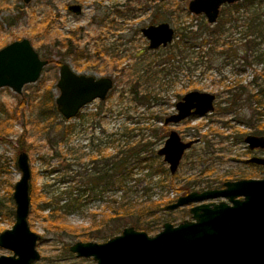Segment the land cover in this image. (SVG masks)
Instances as JSON below:
<instances>
[{"label": "rangeland", "instance_id": "374dc122", "mask_svg": "<svg viewBox=\"0 0 264 264\" xmlns=\"http://www.w3.org/2000/svg\"><path fill=\"white\" fill-rule=\"evenodd\" d=\"M166 1L169 7L163 8ZM189 1L30 0L25 4L23 0H0V49L13 41L27 39L39 58L48 62L39 79L24 86L20 94L8 88L0 89V135L6 137L0 140V164L6 160L10 169L9 173L0 176V196H6L10 189L12 199L13 186L20 178L12 157L17 158L21 153L17 151L16 140L24 132V147L31 149L26 152L31 171L29 186L33 182L39 192L41 190L49 198L60 195L65 187L76 188L80 181L87 180L80 169L90 164V159L98 154L88 139L91 135L95 141L96 138L103 140L104 145L100 149L106 156L113 152L106 136L118 139L122 125L146 128L152 124L160 127L161 120L164 122L174 113L175 104L188 91L216 95L213 114L166 126L168 133L175 131L183 142L195 141L184 152L176 173L170 175L168 166L160 158L168 178L158 187L156 183L159 179L161 181V177L142 179L138 173L128 183L130 192L125 201L131 200L133 209L160 203L162 210L150 207L148 211L154 210L152 213L143 211L142 216L138 215L139 212H131L123 220L108 221L107 215L119 211L122 196L121 190L109 188L100 200L86 202L85 206L64 216L57 224L58 229H53L42 218L48 211L34 212L29 206L28 226L40 236L36 244L40 259L34 264H93L91 258H76L69 252V247L78 242L103 243L120 235L127 227L154 236L162 230L164 223L176 226L191 220L189 209L192 205L174 211L165 210L177 198L191 192L217 189L222 183L232 180L264 179V166L249 162L253 157L264 158V148L252 153L244 143L250 135L264 138L257 123L258 118L260 122L264 121V31L259 35L260 39L246 38L249 19H259L264 23V4H256L255 1L252 6L249 1L242 2L239 14L234 13L239 21L236 27L227 24L219 48L211 50L201 44L207 33L198 27L201 19L187 11ZM72 4L81 6L79 15L67 10V6ZM248 4L250 7L246 8ZM225 17L223 13L219 25L225 22ZM49 22L50 28L45 33L44 28ZM160 22H167L175 35L189 26L190 37L193 32L197 33L195 44L198 48L178 55L174 48L178 38H175L166 48L148 50L140 29ZM212 28L215 27L209 26L208 29ZM67 37L74 38L72 43L77 47L73 56L65 54L66 49L61 43ZM226 44L232 46L229 55L223 52L228 49ZM259 54L258 61L255 57ZM62 64H68L77 74L113 79L114 87L106 99L94 101L80 112L87 115L100 110V119L95 118L97 126L88 120L80 127L81 120L76 117L66 122L57 110V114L50 115L48 105H40L44 96L51 95L55 106L54 100L59 95L56 83ZM131 89L151 99L150 103L136 107L130 97ZM155 116L161 120H154ZM127 117L132 120H127ZM64 124H74L83 129L68 136L65 145L58 143L57 135ZM168 133L154 145L156 152L163 146ZM115 143L117 145L118 142ZM51 147L72 149L66 158L73 165V174L78 171L82 175L72 180L73 174L69 172L68 186L57 183L61 178L59 174H47L57 165ZM148 187L150 190L145 194ZM220 201L224 200H214L215 203ZM4 211L0 214V233L10 229L14 223V216L9 219ZM103 220L105 225L100 226ZM155 221L156 225H152ZM96 227L100 229L96 230ZM150 227L152 230H146ZM90 231L98 239L87 240L91 237ZM103 236L104 239L99 238ZM2 255L11 253L0 248Z\"/></svg>", "mask_w": 264, "mask_h": 264}, {"label": "water", "instance_id": "95a60500", "mask_svg": "<svg viewBox=\"0 0 264 264\" xmlns=\"http://www.w3.org/2000/svg\"><path fill=\"white\" fill-rule=\"evenodd\" d=\"M237 1L240 0H191L187 9L195 15L204 13L208 22L213 23L222 4ZM23 2L28 4L30 0ZM68 9L80 13L78 5ZM141 33L149 50L166 47L174 37L173 29L165 22L143 28ZM47 64L27 39L7 44L0 49V89L20 94L24 86L39 79ZM56 87V110L70 121L88 104L104 101L113 81L109 77L77 74L68 64H62ZM213 100L209 93L189 92L176 104L177 113L166 117L164 124H178L191 114L204 115L213 109ZM194 142H183L175 131L169 132L156 154L168 166L170 175L176 173L184 152ZM245 143L250 149L264 148L263 137L248 136ZM249 162L264 166V158L253 157ZM16 167L20 178L12 193L14 223L0 233V248L11 255L0 256V264H34L40 259L36 250L40 236L27 223L31 171L25 152L17 155ZM217 199L224 201L214 203ZM190 205V221L176 226L164 223L154 236L127 227L103 243H75L69 252L76 258H91L93 264H264V179L225 182L220 190L191 192L177 198L165 210Z\"/></svg>", "mask_w": 264, "mask_h": 264}, {"label": "trees", "instance_id": "16d2710c", "mask_svg": "<svg viewBox=\"0 0 264 264\" xmlns=\"http://www.w3.org/2000/svg\"><path fill=\"white\" fill-rule=\"evenodd\" d=\"M253 6V3H251ZM259 4V2L257 3ZM50 22L47 24L44 28L45 33H48ZM188 28V27H186ZM186 28L178 31L176 33V37L178 38V41L175 44V49L179 55V38L182 40H188L190 38V35L192 32H186ZM247 32H246V38L247 37H255L259 38V35L263 33L264 31V24L261 22H258L255 19H249L248 23L246 24ZM190 33V34H189ZM191 39V38H190ZM74 41V38L67 37V39H64L61 43L65 47V54L68 56H73V54H76L77 47L74 46L72 43ZM75 52V53H74ZM80 55H77L78 57ZM256 60H260V54L257 55ZM58 63V62H57ZM56 63V64H57ZM130 97L135 102L136 107L143 105L144 103H150L151 99H148L145 95H140L138 91L131 89L130 90ZM53 97L51 95H46L43 97V100L40 101V105H48V111L50 112V115H55L56 108L53 104ZM123 99V98H122ZM101 114L100 110H96L95 113H90L87 115L78 114L76 116L77 119L81 120L79 125L80 127H83L85 123H88V120L91 121V124L94 123V125H98V122L95 121V118H99V115ZM158 120L159 118L157 116L154 117V120ZM127 120L131 121L132 119L127 117ZM141 119H138L140 121ZM161 120V119H159ZM128 121V122H129ZM261 120L258 118L257 123L258 127L262 128L263 134H264V121L260 122ZM67 122V121H66ZM127 122V123H128ZM161 120V126L160 127H154V125L150 124L148 127H139L133 125L132 127H128L127 125H122L120 127V131L118 133V139H114V137L106 136L107 140H110V145L113 150L111 154H108L104 156V168L103 172L100 170H95L94 173L92 171L87 170L88 176H85L87 179L85 182L80 181L77 184L76 188H69L65 187L62 192H60L58 196H51L49 198H46L45 195L41 193V190H39L35 187L34 183H30L29 186V199H30V206L33 207L34 212H44L48 211L46 215H43L42 218L45 219V221L53 228L58 229L57 225L58 223H61L64 216L71 214L78 209H80L82 206H85L86 202L90 200L98 199L100 200L102 196L107 192L109 188H112L118 191H122L121 196V205L119 211H115L112 215H107L106 218H108V221L117 220L118 218L120 220H123L124 216L129 215L131 212H139V214H142L143 211H146V213H152L154 210H150L148 208H155V209H161L160 203H152L149 207L148 205H144L143 208L139 209H133L134 206H131V200L125 201L127 195L130 192V187L128 186L129 181L138 173L142 175V179L148 178L149 180H152L154 176L161 177V181L159 179V183L157 182V186H159L160 183H163L165 179H167V172L164 170L163 163L159 161L160 157L157 156L156 151L154 150V145L156 142H160L163 140L168 133L166 130V126L162 125ZM90 123V122H89ZM126 123V124H127ZM139 123V122H137ZM89 124V125H91ZM261 124V125H260ZM94 126V127H96ZM93 127V128H94ZM56 130V129H55ZM148 130V132H147ZM82 128H78V126L74 124H64L59 132H58V139L60 144H64L67 142V138L69 134L72 133H79L82 132ZM146 131V132H145ZM26 133H22L18 139L16 140L17 143V151L18 152H29L31 149L29 147H24L25 143V135ZM137 137V140L135 138ZM6 139L3 135H0V140ZM112 139V140H111ZM117 140V141H115ZM118 142L117 145H115ZM108 145V144H107ZM52 146V145H51ZM53 152L54 159L57 161L56 168L50 170L47 172L48 175L53 174H59L61 176L60 179H58L59 185H67L70 181V177L68 180V173L69 171V163L68 158H66L68 150L64 147L63 150H60L59 148L55 149V147L50 148ZM64 151V152H63ZM13 166L16 168V158L12 157ZM47 164V163H45ZM155 167V168H154ZM135 169V170H134ZM138 169V170H137ZM10 172L9 169V163L8 161H4L2 164H0V176L2 174H7ZM76 175L81 177V172H75ZM118 175V177H116ZM84 176V175H83ZM149 182V181H148ZM68 186V185H67ZM11 188V187H10ZM187 189V188H186ZM150 188L148 187L145 189V194H148ZM6 196H0V214L2 210L4 211V214L7 218H12L14 216V208H13V200L11 199V190L7 191ZM76 194V195H75ZM38 195L40 197H38ZM39 203L42 204V206H38ZM138 205V204H137ZM103 223L100 224V226H104L105 220L102 221ZM114 222V221H113ZM156 222L152 225H156ZM158 224V223H157ZM61 225V224H60ZM100 227H96V230H99ZM146 230H152L150 228H146ZM91 234V237H86L87 240L92 239H98L97 236L93 237V232H89ZM88 233V234H89ZM99 233V232H96ZM104 239L105 237H99Z\"/></svg>", "mask_w": 264, "mask_h": 264}, {"label": "flooded vegetation", "instance_id": "af4514ba", "mask_svg": "<svg viewBox=\"0 0 264 264\" xmlns=\"http://www.w3.org/2000/svg\"><path fill=\"white\" fill-rule=\"evenodd\" d=\"M164 1V0H163ZM191 1V0H190ZM189 1V2H190ZM249 1V3H250V5H252L251 3H253V2H259V4H264V0H240V1H237V2H234V3H230V4H227V3H225V4H222L220 7H219V9H218V15H217V18H216V20H215V22H213V23H209L208 22V19H207V17L205 16V14L204 13H200V14H197V15H195V14H191V15H193V16H196V17H199L200 19H201V22H200V25L198 26L199 28H200V30L202 31L203 30V32H205V33H207V36L205 37V39H202V43L201 44H203V45H206V46H208L209 48H211V50L213 49V50H217V48H219V42L221 41V38H222V36H223V34H224V31H223V29L227 26V24H230L232 27H236V23L237 22H239L238 21V17H234V13L235 14H239V11H240V9L242 8V6H240V4L242 3V2H244V3H247ZM188 2V3H189ZM256 3V4H257ZM250 5L248 4V5H246V8H248V7H250ZM70 6H74V4H72V5H68L67 6V10L69 11V7ZM78 6H80V5H78ZM169 7V5L167 4V1H166V3L165 4H163V8H165V7ZM187 6H188V4H187ZM186 9H187V7H186ZM187 11H188V9H187ZM69 12H71V11H69ZM71 13H73V12H71ZM80 13H81V6H80ZM79 13V14H80ZM223 13H224V16H226L225 18V22L224 23H222V24H218L219 23V21H220V18H221V15H223ZM73 14H75V13H73ZM78 14V15H79ZM75 15H77V14H75ZM198 18V19H199ZM241 18V17H240ZM258 22H260V20L259 19H256ZM160 23H164V22H160ZM160 23H158V24H160ZM165 23H167V22H165ZM235 23V24H234ZM261 23H263V22H261ZM158 24H156V25H158ZM264 24V23H263ZM148 26H150V25H148ZM147 26V27H148ZM170 26V25H169ZM209 26H214L215 28H212V29H208L209 28ZM144 28H146V27H144ZM172 28V27H171ZM188 28H189V26H188ZM188 28H186V32H189V31H187V29ZM141 29H143V28H141ZM141 29H140V33H141ZM173 29V28H172ZM173 31H174V29H173ZM190 34V33H189ZM196 34L197 33H194L193 32V36H191L188 40H185V39H181V38H179V45H180V47H179V54L180 55H182V54H184V52H186V51H189V50H193V49H195V48H198V46L195 44V41H196ZM141 35H142V33H141ZM143 36V35H142ZM243 36H244V34H243ZM193 37V38H192ZM143 38L146 40V38L143 36ZM175 38H177L176 37V35H175V31H174V37H173V40H172V42L170 43V44H167V46H169V45H171L172 43H173V41H174V39ZM246 39V38H245ZM193 40V41H192ZM16 41H18V40H16ZM147 41V40H146ZM14 42V41H13ZM147 43H148V41H147ZM176 44V43H175ZM166 46V47H167ZM147 47H148V45H147ZM166 47H159L158 49H160V48H166ZM225 47L226 48H228V49H225L223 52H224V54L225 55H229L230 54V52L232 51L231 49H232V46H229V44H226L225 45ZM148 49V48H147ZM158 49H156V50H158ZM149 50V49H148ZM152 51H154V50H152ZM200 58H202V56H200ZM243 58V57H242ZM110 78V77H109ZM110 79H112V78H110ZM112 81H113V79H112ZM113 87H114V81H113ZM113 89V88H112ZM194 91H196V92H200V93H207V92H201V91H197V90H191V91H188L187 93H185L182 97H180V99H179V101H177V103H179V102H181L182 101V99H183V97L186 95V94H188L189 92H194ZM110 93V92H109ZM108 93V94H109ZM209 94H211L212 96H214V100H213V109L210 111V112H208V113H206V114H204V115H197V114H191L190 116H188L187 118H185V119H183V120H181L178 124H180V123H182V122H185V121H187V120H190V119H193V118H204V117H206L207 115H210V114H213L214 112H215V100H216V95L215 94H212V93H209ZM97 101V100H96ZM99 101V100H98ZM100 102H102V101H100ZM176 103V104H177ZM91 104V103H90ZM176 104H175V111H174V113L173 114H171V115H174V114H176L177 113V111H176ZM89 105V104H88ZM192 111H194V110H192ZM170 115V116H171ZM169 117V116H168ZM163 125L164 126H168V125H176V124H168V125H165L164 124V122H163ZM95 128V127H94ZM173 131V130H172ZM75 133H72V134H69L68 136L70 137V136H72V135H74ZM91 134V133H90ZM93 134V133H92ZM169 134V133H168ZM100 135V134H99ZM168 136V135H167ZM250 136H254V137H257V136H255V135H250ZM68 137V138H69ZM248 137V136H247ZM258 137H260V136H258ZM102 139H104L105 138V135H103L102 134V137H101ZM88 139H90L91 141H92V144H93V148L95 149V151L98 153L97 154V157H95V158H91L90 160V164H87V165H85L84 166V168L82 167L80 170H81V172L83 173V175H84V177L85 176H88V174H87V170H89V171H92V173H94L95 172V170H100L101 172H103V168H104V155H103V153H104V150L103 149H100V147L102 146V145H104V142H103V140H100V139H97L96 138V141H95V138L91 135ZM246 139V138H245ZM245 139H244V143H245ZM68 141V140H67ZM93 141H95L96 143H94ZM246 144V143H245ZM246 146H247V149L249 150V151H251L252 153H256L257 151H259V150H261L260 149V147H257V148H254V149H250L249 148V146L246 144ZM69 149V151L70 150H72L71 148H68ZM72 151H70L69 153H71ZM254 156V155H253ZM69 161V160H68ZM71 161V160H70ZM72 167H73V165L71 164V163H69V171L73 174V171H72ZM87 169V170H86ZM77 177H79L78 175H74L73 174V176H72V180H74L75 178H77ZM116 177H118V175L116 176ZM239 180H241V179H237V180H232V181H229V182H234V181H239ZM225 183V182H224ZM224 183H222L221 184V186L219 187V188H217L216 190H220V189H223V184ZM214 202V201H213ZM215 203V202H214Z\"/></svg>", "mask_w": 264, "mask_h": 264}]
</instances>
